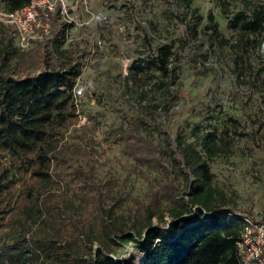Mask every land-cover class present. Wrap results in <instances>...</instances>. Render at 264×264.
Listing matches in <instances>:
<instances>
[{"label": "trees", "instance_id": "1", "mask_svg": "<svg viewBox=\"0 0 264 264\" xmlns=\"http://www.w3.org/2000/svg\"><path fill=\"white\" fill-rule=\"evenodd\" d=\"M31 1L0 0V9L12 13ZM174 3L185 40L203 17L191 0ZM245 9L227 16V25L247 43L253 40L246 36L264 35V4ZM46 15L49 36L27 51L14 45L15 28L0 22V234L9 235L0 240V264H257L245 256L243 219L264 220L228 207L209 162L241 139L264 153L258 130L240 132V121L226 116L219 129L185 121L167 134L154 114L175 99L174 43L149 44L131 62L125 87L143 99L147 86H158L163 97L135 115L109 107L119 124L107 138L132 160L146 188L142 198L115 193L106 148L95 139L96 118L78 124L73 90L87 48L66 46L73 24L60 5ZM204 29L219 46L228 44L211 13ZM178 97L199 119L212 111Z\"/></svg>", "mask_w": 264, "mask_h": 264}, {"label": "rangeland", "instance_id": "2", "mask_svg": "<svg viewBox=\"0 0 264 264\" xmlns=\"http://www.w3.org/2000/svg\"><path fill=\"white\" fill-rule=\"evenodd\" d=\"M174 1L57 0L60 8L65 5L66 19L73 24L67 33L66 46L85 45L87 48L81 74L85 89L77 102L78 110L81 115L94 117L98 122L95 139L106 148L109 158L106 168L115 175L117 194L119 190L133 198H142L146 188L132 160L123 155L118 144H109L107 138L119 124L109 107L124 108L135 115L163 97L158 86H147L143 99L135 90L125 87L131 62L142 53L146 55L149 44L174 43L172 64L178 79L170 89L175 99L167 109H159L154 114L167 134L173 136L176 128L185 121L198 123L202 130L219 129L224 117L230 116L240 121V132L251 134L258 130L260 144L264 145V35L246 36L253 41L245 43L244 36L227 25V16L264 4V0H191L192 8L198 9L203 21L197 27V33L189 34L185 40L181 37L182 25L174 18ZM185 10L183 6L179 12ZM208 13L228 40L224 47L219 46L216 38H209L204 29ZM186 17V21L191 20L189 15ZM43 18V12L38 15L37 11L32 35L38 36L42 32L36 26L45 24ZM41 40L30 36L27 45L21 46L16 37L14 45L19 51H27ZM179 94L192 97L196 111L208 106L212 118L205 121L207 113L202 119L192 115L189 104L180 99ZM209 165L214 174V187L223 194L228 207L239 214L251 212L258 220H264V153L241 139L236 141L229 155L217 156ZM261 228L264 229V225ZM260 229L253 231L257 235L264 234ZM8 239L9 235L0 234V240Z\"/></svg>", "mask_w": 264, "mask_h": 264}, {"label": "built area", "instance_id": "3", "mask_svg": "<svg viewBox=\"0 0 264 264\" xmlns=\"http://www.w3.org/2000/svg\"><path fill=\"white\" fill-rule=\"evenodd\" d=\"M63 1V0H60ZM58 4L57 0H32L29 4V6L24 7L20 10H17L12 13H8L0 9V22L13 26L17 31V39H19V43L21 46H26L28 42V38L31 36V39H36L38 37V40L43 39V37H46L49 33L50 26L47 22L45 24H39L38 28H41L42 32L38 33V36L32 35V25L35 23L37 19V11L38 15L39 12L42 11L43 15L47 18L46 12H53L56 9V5ZM61 14L65 21L69 22V20L66 19L67 12L65 5L60 8ZM28 35V36H27ZM27 36V38L25 37ZM83 67L81 74L83 72ZM85 89V85L83 81H81V75L78 78L75 87H74V95L76 97V101L78 102L80 97L83 95ZM79 123L78 124H84L87 123V118L84 115H79ZM246 223L245 226V232H244V245L246 247L245 250V256L247 259H254L256 260L257 264H264V259H261L259 257V254L261 253V247L262 244H264V234L257 233L253 235V229L259 230L264 223L260 224L259 226H253V224L248 221L247 219H243ZM262 229V228H261ZM260 229V230H261ZM264 231V229H262Z\"/></svg>", "mask_w": 264, "mask_h": 264}]
</instances>
